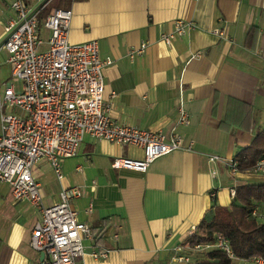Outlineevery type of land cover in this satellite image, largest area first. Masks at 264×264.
<instances>
[{
  "label": "crops",
  "instance_id": "0c3cea01",
  "mask_svg": "<svg viewBox=\"0 0 264 264\" xmlns=\"http://www.w3.org/2000/svg\"><path fill=\"white\" fill-rule=\"evenodd\" d=\"M9 3L0 0V41L13 14ZM67 7L69 40L97 39L99 54L112 59L102 68L110 118L164 130L182 103L189 120L176 130L197 151L172 150L143 171L113 167L114 156L141 157V149L87 134L62 160L60 180L48 160L33 164L42 202L57 201L64 186L80 188L73 205L93 233L83 239L86 264H177L174 247L214 204L231 203L232 185L264 182V175L243 172L235 180L223 165L213 177L203 154L235 156L264 128V0H69ZM175 19L190 26L166 45L160 35ZM251 26L253 47L245 44ZM141 43L143 50L130 55ZM7 81L20 87L0 48V95ZM39 217V207L15 200L0 181V264H41L45 255L29 245ZM101 247L107 255L94 258L91 251Z\"/></svg>",
  "mask_w": 264,
  "mask_h": 264
},
{
  "label": "built area",
  "instance_id": "2783aa9c",
  "mask_svg": "<svg viewBox=\"0 0 264 264\" xmlns=\"http://www.w3.org/2000/svg\"><path fill=\"white\" fill-rule=\"evenodd\" d=\"M53 0H10L13 14L4 25L0 48L6 51V62L12 77L20 81L17 89L9 81L0 95V181L10 185L17 201H27L40 208L30 234L29 245L41 251V264H86L83 239L92 238L90 225L77 216L73 200L81 195L76 185L64 186L58 200L44 205L39 183L31 169L40 159L49 161L57 179L63 177L62 160L74 155L85 135L120 145L141 149V157L114 156L113 167L143 171L158 156L175 149L197 151L192 141L183 142L177 125L187 123L188 112L180 103L177 117L168 129L150 130L114 120L109 116L110 104L103 100L102 68L111 57L99 54L97 39L71 42L68 38L72 9L54 5L42 12ZM190 26L189 21L175 19L173 27L160 38L170 45ZM145 43L131 49L130 55L143 50ZM192 53L191 56H199ZM114 96V93H111ZM19 107L23 113L7 111ZM212 164L211 175L217 176V165H223L230 176L254 173L264 175V154L244 168L236 156L203 151ZM235 195V186L229 188ZM213 194V191H212ZM92 205L86 207L91 211ZM254 218L264 220V204L252 209ZM198 229L192 225L188 234ZM218 249L232 259L246 264H264V256L238 257L229 238L217 232L213 238L174 247L172 259L177 264L192 261L197 254ZM109 249H93L94 258L105 257Z\"/></svg>",
  "mask_w": 264,
  "mask_h": 264
},
{
  "label": "trees",
  "instance_id": "16d2710c",
  "mask_svg": "<svg viewBox=\"0 0 264 264\" xmlns=\"http://www.w3.org/2000/svg\"><path fill=\"white\" fill-rule=\"evenodd\" d=\"M68 3L69 0H54L46 7L42 15H45L54 5L67 6ZM255 36L256 27H249L245 44L253 47ZM262 154H264V128L258 131L251 142L242 147L235 156L240 168H244L252 165ZM232 199L228 205L214 204L212 212L198 223L197 231L191 235L188 234L182 243L206 241L213 238L215 233L221 232L229 238L233 251L238 257L264 256V220L258 221L251 213L255 205L264 204V182L237 184ZM185 264L233 263L231 258L222 251L211 249L197 254L192 261Z\"/></svg>",
  "mask_w": 264,
  "mask_h": 264
},
{
  "label": "rangeland",
  "instance_id": "374dc122",
  "mask_svg": "<svg viewBox=\"0 0 264 264\" xmlns=\"http://www.w3.org/2000/svg\"><path fill=\"white\" fill-rule=\"evenodd\" d=\"M54 2V0L50 3V4H52ZM13 78V82H15V84L17 85V86H19V80L17 79V78H15V77H12ZM8 111V110H7ZM240 181V180H239ZM7 183V182H6ZM257 220L258 221H262V219L261 218H257ZM232 263L233 264H246L247 262L246 261H244L243 259H232Z\"/></svg>",
  "mask_w": 264,
  "mask_h": 264
}]
</instances>
